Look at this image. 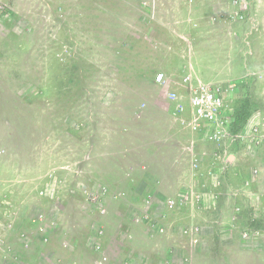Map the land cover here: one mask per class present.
Listing matches in <instances>:
<instances>
[{
	"label": "rangeland",
	"instance_id": "rangeland-1",
	"mask_svg": "<svg viewBox=\"0 0 264 264\" xmlns=\"http://www.w3.org/2000/svg\"><path fill=\"white\" fill-rule=\"evenodd\" d=\"M263 134L264 0H0V264H264ZM178 216L184 247L128 236Z\"/></svg>",
	"mask_w": 264,
	"mask_h": 264
},
{
	"label": "crops",
	"instance_id": "crops-1",
	"mask_svg": "<svg viewBox=\"0 0 264 264\" xmlns=\"http://www.w3.org/2000/svg\"><path fill=\"white\" fill-rule=\"evenodd\" d=\"M168 6V5H167ZM172 32V31H171ZM170 32V33H171ZM175 33L176 34H173V37L175 38V36L177 37V39L175 40L174 39V41H176V46H180V48L182 47V45H184V37H182V38H179L178 39V37H179V33L180 32H178L177 30H176V28H175ZM168 54H170V53H168ZM199 83H203V84H205L204 82H202V81H200ZM210 84V83H209ZM155 141L156 142H158V144H160L159 143V141H160V139L159 138H155ZM165 146H167V147H165ZM172 146H173V144H172ZM158 149L160 150V151H168V150H170L171 148H170V146H169V144L168 143H164V144H160L159 146H158ZM172 150H174V149H172ZM182 151V150H181ZM154 153V152H153ZM159 153V152H158ZM146 156H148V152H147V155ZM159 156H162V155H160L159 154ZM180 157H181V160L179 161V165L180 166H178V169H179V167H183V169H185V165H186V160H187V158H186V154L184 155H180ZM175 156H173L172 155V158H171V160H174V163H175ZM153 161H154V159H153ZM155 162V161H154ZM185 162V163H184ZM156 163V162H155ZM148 170H142L140 173H141V180H139V181H142V186L143 185H147V187H151V188H159L160 187V185H159V182H160V180H161V178H160V176L159 175H157V173H156V175H154V174H152L151 173V175L147 172ZM160 171V170H159ZM180 171H182V170H179L178 171V173L175 175V182H174V187H175V184L177 183V179L179 178H181V172ZM183 172V171H182ZM159 173V172H158ZM183 175V174H182ZM184 177H185V175H184ZM179 179H178V182H179ZM187 180L188 179H184V181H183V185H185V183H187ZM163 185V184H162ZM164 187V186H163ZM182 188H186V186L184 187V186H182ZM165 190H166V188H165ZM198 217H200V216H197L195 219L196 220H198ZM181 219V220H180ZM183 219V220H182ZM166 221H165V224L163 223L162 224V226L164 227V230L166 229V228H168V232H164V233H160L159 231L157 232V231H153L152 229H151V227L149 226L150 224V221H151V219H148V218H146L145 217V220H143V222H139V221H137L136 219H135V221H133V223H134V225L136 226V228H134V231L135 232H132V235L130 236V235H128L129 237H130V239H132V240H138V239H140V241L142 240L143 241V244L145 243V246L144 247H146V250L147 249H151L153 252L155 251V252H160V251H162V250H168V248L170 247V245H175V243H178L177 245H178V248L179 247H184L183 246V244H182V241H181V237L180 236H178L179 237V239H176V238H178V237H174V233L172 234V231L175 229L174 228V226L176 225V224H178L179 222H182L183 223V225L185 224V223H189L190 221H191V218H189V216L188 217H186V218H184L183 216H178V217H176V218H173V219H171V218H167L166 217V219H165ZM192 220H194V218L192 219ZM143 227V228H142ZM172 227L174 228V229H172ZM144 229H145V232H147V236H144ZM170 229H172L171 231H170ZM183 234H185L184 232H183ZM181 235H182V233H181ZM100 236V235H99ZM175 236H177V235H175ZM128 237V238H129ZM101 238V237H100ZM94 243H95V241H93V245H94ZM138 246V245H137ZM136 247V246H135ZM139 248V247H138ZM142 248V247H141ZM144 249V248H143ZM145 250V251H146ZM150 250V251H151ZM259 252H260V250H258ZM264 251V250H263ZM98 254H100V253H97V250L96 251H94V248H91V256H92V258H93V260H94V262H97V260L99 259V255ZM109 254V253H108ZM110 256H111V254H110ZM112 257H114V255L112 256ZM104 258V259H103ZM103 258H101V263L102 264H104V263H107L108 261L110 262V257L105 253V255H104V257ZM262 258V257H261ZM94 262L93 263H91V264H94ZM108 264V263H107Z\"/></svg>",
	"mask_w": 264,
	"mask_h": 264
},
{
	"label": "built area",
	"instance_id": "built-area-1",
	"mask_svg": "<svg viewBox=\"0 0 264 264\" xmlns=\"http://www.w3.org/2000/svg\"><path fill=\"white\" fill-rule=\"evenodd\" d=\"M156 79L161 82L164 79V74H157ZM170 97L176 99L177 93L172 91ZM223 105L220 86H210L208 84L194 86L190 94V106L192 108L191 127L194 130H198L200 129V125L209 126L210 129H206V131L209 132L210 138H218L223 132V127H225V115L222 111ZM176 106L178 111L182 109V105L177 104ZM255 129L257 132L259 131L258 128ZM212 130L214 131L212 132ZM262 136H264V134Z\"/></svg>",
	"mask_w": 264,
	"mask_h": 264
},
{
	"label": "trees",
	"instance_id": "trees-1",
	"mask_svg": "<svg viewBox=\"0 0 264 264\" xmlns=\"http://www.w3.org/2000/svg\"><path fill=\"white\" fill-rule=\"evenodd\" d=\"M245 113H238V115L236 117L235 124H239V123H241L242 120L246 119L247 113L246 114Z\"/></svg>",
	"mask_w": 264,
	"mask_h": 264
}]
</instances>
